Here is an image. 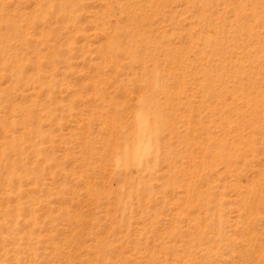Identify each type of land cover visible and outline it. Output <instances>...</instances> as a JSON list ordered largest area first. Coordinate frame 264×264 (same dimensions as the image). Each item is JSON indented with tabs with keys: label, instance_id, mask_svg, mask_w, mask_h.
I'll use <instances>...</instances> for the list:
<instances>
[{
	"label": "rangeland",
	"instance_id": "obj_1",
	"mask_svg": "<svg viewBox=\"0 0 264 264\" xmlns=\"http://www.w3.org/2000/svg\"><path fill=\"white\" fill-rule=\"evenodd\" d=\"M0 264H264V0H0Z\"/></svg>",
	"mask_w": 264,
	"mask_h": 264
},
{
	"label": "bare ground",
	"instance_id": "obj_2",
	"mask_svg": "<svg viewBox=\"0 0 264 264\" xmlns=\"http://www.w3.org/2000/svg\"><path fill=\"white\" fill-rule=\"evenodd\" d=\"M139 136H140V135H139ZM137 137H138V136H137ZM141 143H142V142H141ZM134 145H135V144H134ZM134 145H133V146H134ZM137 145H138V144H137ZM141 145H143V144H141ZM141 145H140V146H141ZM143 146H144V145H143ZM136 147H137V146H136ZM136 147H135V148H136ZM133 148H134V147H133ZM142 149H143V147H142V148H141V147H140V148L137 147V148H136V151H135V149H134V150L131 149V150H132L131 152L135 151V152L139 153L138 151L141 150L140 152H142ZM129 153H130V152H129ZM133 154H134V153H133ZM140 154H141V153H139L138 155H140ZM142 155H143V154H142ZM144 155H145V154H144ZM126 157H127V156H126ZM125 159H126V158H125ZM135 159H136V158H135ZM126 160H127V159H126ZM136 160H137V159H136ZM134 162H135V161H134ZM136 162H137V161H136Z\"/></svg>",
	"mask_w": 264,
	"mask_h": 264
}]
</instances>
